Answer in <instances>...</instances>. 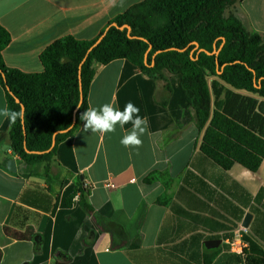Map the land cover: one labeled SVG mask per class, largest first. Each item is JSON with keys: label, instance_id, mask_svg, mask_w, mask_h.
<instances>
[{"label": "crops", "instance_id": "obj_1", "mask_svg": "<svg viewBox=\"0 0 264 264\" xmlns=\"http://www.w3.org/2000/svg\"><path fill=\"white\" fill-rule=\"evenodd\" d=\"M145 1L0 0V24L11 35L5 64L41 74V54L54 42L95 40ZM230 16L264 41V0H237L225 11ZM94 71L89 108L110 102L123 111L132 102L148 120L142 144H121L131 123L106 134L84 132L81 125L58 148L56 163L69 174L58 185L47 184L43 167L36 175L15 156L6 136L0 142V264H264V162L255 173L238 164L226 171L201 152L180 75L164 71L165 82L124 59L97 63ZM5 105L0 81V108ZM8 130L9 120L0 116V136ZM10 160L16 173L8 170ZM79 178L93 216L83 211L79 196L71 208L66 205ZM43 196L52 198L48 211L32 204ZM29 230L31 240L12 236ZM238 234L256 248L244 240L248 253H231L227 241ZM210 241L220 245L210 247Z\"/></svg>", "mask_w": 264, "mask_h": 264}, {"label": "trees", "instance_id": "obj_2", "mask_svg": "<svg viewBox=\"0 0 264 264\" xmlns=\"http://www.w3.org/2000/svg\"><path fill=\"white\" fill-rule=\"evenodd\" d=\"M235 1L147 0L116 17L95 40L66 37L54 42L41 54V74H27L6 66L3 51L11 43V35L0 24V81L8 107L14 111L25 108V133L22 121L9 122L8 134L1 135L0 142L9 136L15 156L34 167L36 175H41L39 169L43 167L41 176L47 184L62 185L69 174L60 168L55 157L59 146L79 131L83 123L80 114L89 109L94 65L124 59L151 78L167 82L164 71L180 75L187 108L193 112L202 136L201 152L226 171L238 164L257 172L264 162V41L260 35L248 32L236 16L225 17L226 9ZM112 24L128 25L136 39H130L126 29L120 31ZM104 34L82 67L83 103L76 115V125L70 132L58 134L54 149L48 153L53 136L73 124L81 98L80 64ZM193 43L208 53L216 46L218 64L215 56L198 53ZM150 46L146 65L145 55ZM166 90L172 92L169 84ZM87 194L79 178L66 205L71 208L74 198L79 196L83 211L93 216ZM41 201H48V206ZM32 204L48 211L52 198L43 196ZM12 236L31 240L33 231ZM244 240L249 248H256L249 238Z\"/></svg>", "mask_w": 264, "mask_h": 264}, {"label": "clouds", "instance_id": "obj_3", "mask_svg": "<svg viewBox=\"0 0 264 264\" xmlns=\"http://www.w3.org/2000/svg\"><path fill=\"white\" fill-rule=\"evenodd\" d=\"M79 108H77V111ZM140 109L132 102H128L123 111H120L112 103H105L99 108L91 107L80 114L82 130L84 132L93 133H110L116 131V125L121 128L125 124L131 123L132 130L126 133L121 144L125 147H139L142 144L140 137L146 132L148 120L146 117L139 115ZM0 116L5 117L10 123L15 124L17 120L23 121L25 118V110L23 108L18 111L10 109L7 105L0 108Z\"/></svg>", "mask_w": 264, "mask_h": 264}, {"label": "water", "instance_id": "obj_4", "mask_svg": "<svg viewBox=\"0 0 264 264\" xmlns=\"http://www.w3.org/2000/svg\"><path fill=\"white\" fill-rule=\"evenodd\" d=\"M111 27H116V28H118L120 31H123V30H127L128 31V37L130 38V39H136L135 37H132L131 36V28L128 26V25H125V26H123V27H118L116 24H112L111 25ZM109 29V28H108ZM107 29V30H108ZM106 30V31H107ZM105 37V34L102 36V37H100V39L87 51V53H86V56H85V58H84V60L82 61V63L80 64V67H79V81H80V93H81V98H80V102H79V106L77 107V108H80L81 107V105H82V103H83V88H82V79H81V71H82V67H83V65H84V63L86 62V60H87V58H88V56H89V54L102 42V40H103V38ZM224 43H225V41H223V44H222V46H221V48L223 47V45H224ZM193 46H195V50H198V53H202V52H205L206 54H208V55H213V56H215L216 58H217V64H218V55H219V50H217V48H216V46H214V51L212 52V53H208V52H206L205 50H202V49H199V44H197V43H193L192 44ZM151 49H152V47L150 46L149 47V49H148V51H147V53H146V55H145V63H146V65H147V63H148V54H149V52L151 51ZM171 50H174V49H171ZM187 49H185V50H182V51H186ZM161 53V51H159V52H157L156 54H155V56H154V58L158 55V54H160ZM154 65V63L152 64V66ZM221 73V72H220ZM16 102L17 103H19V101L18 100H16ZM22 108L25 110V108H24V106H22ZM77 109L75 110V112H74V119H73V124H72V126L69 128V129H67V130H65V131H61V132H58V133H56L54 136H53V141H52V146H51V148L47 151L48 153L49 152H51L53 149H54V147H55V145H56V137H57V135L58 134H64V133H68V132H70L71 130H72V128L76 125V115H77ZM22 124H23V129H24V133H25V127H24V120L22 121ZM28 153H30L29 151H27ZM8 170L10 171V172H12V173H16L17 172V169H16V162H15V160H10L9 162H8ZM250 219H251V216L250 215H248L247 216V218H246V220H245V223H244V227L245 228H247L248 226H249V222H250ZM208 246L210 245V247H217V246H219L220 245V241H210L208 244H207Z\"/></svg>", "mask_w": 264, "mask_h": 264}, {"label": "built area", "instance_id": "obj_5", "mask_svg": "<svg viewBox=\"0 0 264 264\" xmlns=\"http://www.w3.org/2000/svg\"><path fill=\"white\" fill-rule=\"evenodd\" d=\"M227 243L231 253L238 254L240 256L245 255V249L247 248V245L240 234L236 235L231 240H228Z\"/></svg>", "mask_w": 264, "mask_h": 264}]
</instances>
